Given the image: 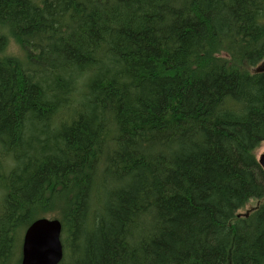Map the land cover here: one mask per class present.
I'll return each instance as SVG.
<instances>
[{
	"label": "trees",
	"instance_id": "trees-1",
	"mask_svg": "<svg viewBox=\"0 0 264 264\" xmlns=\"http://www.w3.org/2000/svg\"><path fill=\"white\" fill-rule=\"evenodd\" d=\"M259 65L264 0H0V264H264Z\"/></svg>",
	"mask_w": 264,
	"mask_h": 264
},
{
	"label": "water",
	"instance_id": "water-1",
	"mask_svg": "<svg viewBox=\"0 0 264 264\" xmlns=\"http://www.w3.org/2000/svg\"><path fill=\"white\" fill-rule=\"evenodd\" d=\"M257 70L263 71L264 66ZM257 163L264 174V154ZM63 257L61 223L58 219L38 218L25 229L20 248V264H60Z\"/></svg>",
	"mask_w": 264,
	"mask_h": 264
},
{
	"label": "rangeland",
	"instance_id": "rangeland-1",
	"mask_svg": "<svg viewBox=\"0 0 264 264\" xmlns=\"http://www.w3.org/2000/svg\"><path fill=\"white\" fill-rule=\"evenodd\" d=\"M8 43H9V45H8L7 53L10 54V55H14V56H17V57L21 58V51L15 46L13 40L9 39ZM222 56L223 55H221L220 57H222ZM258 68H260V65L258 67L256 66L255 68H250L249 70L254 71V70L258 69ZM263 154H264V141H262L257 146V148L254 150V156H255L256 160H258L259 157L261 155H263ZM258 205H259V201H255V200L249 201L247 203V205L242 210L239 211V213L240 214H244V213H246V211L254 209ZM39 217H44V218H48V219H60L61 218L60 217V210L55 208L51 212H43V213H41ZM25 229L26 228L22 229L21 236L18 239V244H19L18 257L19 258H20L21 241H22V237H23Z\"/></svg>",
	"mask_w": 264,
	"mask_h": 264
}]
</instances>
